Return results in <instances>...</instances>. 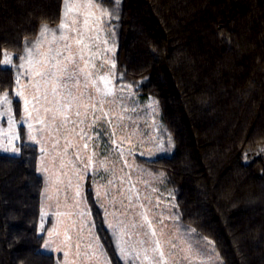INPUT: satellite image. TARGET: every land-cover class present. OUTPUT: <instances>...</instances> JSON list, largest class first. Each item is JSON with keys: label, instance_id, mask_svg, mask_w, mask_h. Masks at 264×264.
Here are the masks:
<instances>
[{"label": "trees", "instance_id": "obj_1", "mask_svg": "<svg viewBox=\"0 0 264 264\" xmlns=\"http://www.w3.org/2000/svg\"><path fill=\"white\" fill-rule=\"evenodd\" d=\"M63 0H0V51L20 55L41 24L60 23ZM115 65L152 97L172 152L139 157L163 174L183 221L208 238L222 264H264V0H124ZM17 72L0 66V95ZM24 131V129H23ZM40 149L0 152V264H57L43 251ZM88 200L112 264H123L103 210Z\"/></svg>", "mask_w": 264, "mask_h": 264}, {"label": "rangeland", "instance_id": "obj_2", "mask_svg": "<svg viewBox=\"0 0 264 264\" xmlns=\"http://www.w3.org/2000/svg\"><path fill=\"white\" fill-rule=\"evenodd\" d=\"M123 1L70 0L73 4L94 5L73 9V12H79L76 18L80 26L84 16L91 13L89 26L92 31L88 34L98 37L92 42L91 51L85 53V59L89 55L92 57L87 69L92 73L87 88L81 76L79 87L72 89L77 97L84 94L78 101L81 105L79 117L75 114L76 103L70 110L65 109L63 115L56 112L51 86L48 100L35 103L34 110L33 97L38 93L33 85L40 78H30L27 63L24 68L14 67L20 74L14 94L22 103V119L14 113L12 98L8 95L10 103H5L4 94L0 95V152L18 154L23 136L25 142L39 147L38 170L45 181L41 214L43 230L40 225L45 234L43 251L60 254L57 264H112L96 232L87 195L89 184L103 210L106 226L123 264H157L154 258L159 253L153 252L155 240L161 243L166 264H222L219 254L209 243L211 241L183 221L175 193L168 187L165 176L155 175L139 161L141 156L156 158L170 154L173 141L162 124L157 102L152 97L143 98L142 93L136 92L134 86L117 72L116 65L112 67ZM105 10L108 15L104 14ZM72 18L70 13L69 23ZM58 25L48 26L56 29ZM56 36L57 39L53 40L51 33L46 34L40 52H47L50 46L62 47L59 32ZM37 37L27 40L35 41ZM76 49L73 44V52ZM17 56L13 54L14 65L20 63ZM34 59L42 57L37 55ZM80 64L84 66L83 62ZM101 76L111 80L112 95L102 96L93 87L91 81L95 80L98 87L104 88V81L99 79ZM17 91L23 95L17 96ZM65 95L61 90L56 99ZM25 99L29 102L30 116L24 111ZM101 100L103 111L99 110L97 103ZM88 103L97 104L95 113L89 107L85 114L83 105ZM46 108L51 111L46 112ZM28 124L32 125L31 130ZM29 134L35 140L29 139ZM12 137L18 139L9 144ZM12 146L19 152L3 150ZM153 230L155 237L152 236ZM121 248L124 255H121ZM137 253L139 257L133 259ZM145 254L148 259L144 258Z\"/></svg>", "mask_w": 264, "mask_h": 264}, {"label": "snow or ice", "instance_id": "obj_3", "mask_svg": "<svg viewBox=\"0 0 264 264\" xmlns=\"http://www.w3.org/2000/svg\"><path fill=\"white\" fill-rule=\"evenodd\" d=\"M116 3H119V0H116ZM94 5L91 3L85 5L73 4L70 3V0H63V9L60 18V23L58 28L51 29L49 28L47 23H43L40 26L38 37L35 41L24 40V48L23 54L16 57L17 60L20 61L18 65L13 64V54L8 51H0V66L6 67H18L24 68L25 63L28 64V74L31 77H39L40 79L36 80L33 87L36 89L38 95L33 97V106L35 110V103L39 102L41 99L47 101L48 100V91L49 86H51V95L55 100L56 112L63 115L65 109L70 110L74 103H76L77 111L76 116H80L81 113L79 111L80 103L78 101L83 97V93H81L80 97L73 95L72 89L78 88L81 80L80 77L83 76L85 80V88H87V81L91 78L92 73L88 71L89 64L91 62V55H89L88 59H85V53L91 51L92 42L98 37H93L88 33L92 31L89 26V20L91 17V13H88L84 16L83 25L80 26L79 20L76 18L79 16V12H73V9H79L81 7L91 8ZM72 13L73 18L69 23V14ZM105 15H108L107 10L104 11ZM59 32V41L63 42L62 47H49L47 52H40V45L43 43L46 38V34L51 33L53 36V40L57 39L56 33ZM71 34V35H70ZM73 44L77 46L75 52H73ZM40 56L42 59H34V56ZM80 62H83V67H81ZM95 67V65H92ZM102 66V65H101ZM112 67H115V63L112 62ZM100 80L104 81V88L101 89L97 86V82L92 80L91 83L93 87H95L96 92L100 93L102 96H110L113 94V88L111 85V80L107 77L101 76ZM20 82V74L17 73L16 76V84L19 85ZM41 82H43V92L41 93ZM63 90L66 95L61 97L60 99H56ZM17 96H22L23 93L20 91L16 92ZM92 100V97L89 96V101ZM63 101V102H62ZM4 102L10 103L8 100V93H4ZM28 100L25 99L24 111L28 113ZM100 105L99 110L103 111V100L97 102ZM85 108V114L89 107L92 109L93 113L97 111L96 103H88L83 105ZM45 111H51V109L46 108ZM30 116L31 113H28ZM105 116L108 113H104ZM53 119H55V114L53 115ZM67 119V117H65ZM9 122L11 123V117H9ZM83 121H81L82 123ZM42 123V122H41ZM28 128L31 130L32 125L28 124ZM14 139H18V137H12L9 139L8 143L12 144ZM29 139L35 140L34 136L29 134ZM39 143V141H36ZM86 147V145H85ZM4 151H12L14 153H18L19 149L15 146H12L10 149L5 147ZM44 149L41 148V152ZM264 151V150H262ZM43 219V216H42ZM146 219V217H145ZM148 227L151 228V222L148 223ZM41 230H43V225H41ZM195 231V230H193ZM51 234V233H50ZM156 233L153 230L152 236L155 237ZM155 247L153 248V252H158V257L154 259L157 261V264H166L164 260V252L161 250V243L159 240L153 241ZM211 243V242H209ZM47 247V245H45ZM175 247V245H173ZM121 255H124V249H120ZM147 250L145 249V253ZM139 257L137 253L133 259ZM145 259H148L145 254ZM185 259L190 260V257H185Z\"/></svg>", "mask_w": 264, "mask_h": 264}]
</instances>
